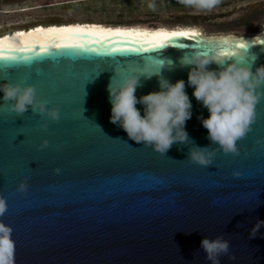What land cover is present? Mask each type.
Wrapping results in <instances>:
<instances>
[{
    "label": "water",
    "instance_id": "1",
    "mask_svg": "<svg viewBox=\"0 0 264 264\" xmlns=\"http://www.w3.org/2000/svg\"><path fill=\"white\" fill-rule=\"evenodd\" d=\"M155 27L102 28L200 35L177 37L164 47L145 44L150 50L138 52L113 51L139 48L131 43L136 36L103 39L84 33L72 42L85 49L46 53L39 51L49 44L44 32L0 39L6 55L22 58L0 59L7 82L26 80L35 86L38 101L60 108L58 121L30 109L17 118L11 104L0 100V195L8 204L0 220L13 229L14 264H212L200 248L203 237L230 243L219 264H264V100L252 130L238 141L239 156L218 152L213 165L201 167L187 160L183 144L163 156L131 140L110 121L108 92L112 78L115 83L129 74H143L138 98L158 90L153 74L161 72L173 83L183 79L193 106L186 130L195 144L209 146L198 119L209 113L192 96L189 68L181 62L193 51L214 56L224 50L237 53L226 61L239 58L254 71L264 65V26L255 37ZM240 43L247 47L238 48ZM33 45L36 52L15 51ZM157 61H164L163 69ZM44 140L49 145L41 148ZM235 171L242 176L234 177ZM23 180L28 189L21 193L17 186Z\"/></svg>",
    "mask_w": 264,
    "mask_h": 264
},
{
    "label": "clouds",
    "instance_id": "2",
    "mask_svg": "<svg viewBox=\"0 0 264 264\" xmlns=\"http://www.w3.org/2000/svg\"><path fill=\"white\" fill-rule=\"evenodd\" d=\"M157 62L163 69L164 61ZM213 63L217 65L215 69L210 67ZM181 66L189 68L187 85L193 88L192 96L209 113L207 118L198 117L207 129L209 146L195 144L186 130L193 107L186 82L181 79L173 83L161 72L153 74L158 79V90L139 98L135 93L141 86L140 77L143 74H129L115 83L112 78L108 85L111 123L121 127L131 140L143 143L163 156L174 144H183L188 147L187 160L201 167L213 165L218 152L239 156L238 141L252 130L257 106L264 100V65L255 67L253 71V64L243 63L239 58L229 62L221 52L205 56L193 51L183 58ZM5 68L0 66V81H4L0 83V100L10 103L12 112L22 116L30 109L51 121L60 119L58 106L49 107L48 102L38 101L35 86L26 80L7 82ZM137 104L142 108H137ZM43 127L46 130L47 124ZM48 145L49 141L44 140L41 148ZM55 171L59 173L60 170ZM233 176L240 178L242 173L235 171ZM27 189L26 180L17 186V191L21 193ZM7 209V200L0 195V217ZM12 231L11 226L0 220V264H14ZM200 248L212 264H219V257L228 254L230 243L222 237H203Z\"/></svg>",
    "mask_w": 264,
    "mask_h": 264
},
{
    "label": "flooded vegetation",
    "instance_id": "3",
    "mask_svg": "<svg viewBox=\"0 0 264 264\" xmlns=\"http://www.w3.org/2000/svg\"><path fill=\"white\" fill-rule=\"evenodd\" d=\"M166 1L169 0H0V16L4 17L0 20V38L15 36L22 30L24 34L74 26L155 29L159 27L148 26L149 15L163 13ZM186 1L200 4L207 0ZM36 27L39 29H33Z\"/></svg>",
    "mask_w": 264,
    "mask_h": 264
},
{
    "label": "rangeland",
    "instance_id": "4",
    "mask_svg": "<svg viewBox=\"0 0 264 264\" xmlns=\"http://www.w3.org/2000/svg\"><path fill=\"white\" fill-rule=\"evenodd\" d=\"M179 1H166L163 13H151L148 26L196 27L205 36L237 37L259 36L263 28L264 13L261 11H264V0H207L200 4ZM3 18L0 16V20Z\"/></svg>",
    "mask_w": 264,
    "mask_h": 264
},
{
    "label": "snow or ice",
    "instance_id": "5",
    "mask_svg": "<svg viewBox=\"0 0 264 264\" xmlns=\"http://www.w3.org/2000/svg\"><path fill=\"white\" fill-rule=\"evenodd\" d=\"M38 31V30H37ZM84 33H87L89 36L93 37H102L103 39H107L110 35L111 36H120V37H128V36H136L138 37L137 40L131 41V43H139V48H119V49H113V51H134L138 52L141 50H150L145 48V44H151L152 48L157 47H164L170 40L177 38V37H184V38H191L192 36H198L200 33L196 32H188V31H179V32H167L166 30H159L156 32H150V31H141L140 29H104L102 27L97 26H75V27H68V28H60V29H49L47 32L43 33V38L47 41H49V44L47 46L41 45L39 51L41 53L48 52L49 48H79V49H85L86 45L84 43H75L72 42L73 38L77 35H82ZM22 35V34H21ZM58 41H68L67 43H60ZM155 41V43H153ZM96 42H102L101 41H93V43ZM123 43H128V41H122ZM227 42V41H225ZM3 42H0L2 44ZM262 44H264V41H261ZM181 47H184V45H181ZM238 48L243 49L246 48L247 45L244 43H240L237 45ZM17 52H24V51H30V52H36L37 46L33 45L29 48H19L15 49ZM91 51L95 52L96 49L92 48ZM221 54L224 57H227L229 55H237L236 52H227L222 50ZM240 58L243 60V54H240ZM0 59H7L16 61L18 59H22L20 57H17L15 55H6L2 49H0ZM158 63V62H156ZM8 103H5L7 105ZM19 116H17L18 118ZM16 118V119H17Z\"/></svg>",
    "mask_w": 264,
    "mask_h": 264
},
{
    "label": "bare ground",
    "instance_id": "6",
    "mask_svg": "<svg viewBox=\"0 0 264 264\" xmlns=\"http://www.w3.org/2000/svg\"><path fill=\"white\" fill-rule=\"evenodd\" d=\"M75 27V26H74ZM97 27H100V26H97ZM66 28H68V27H66ZM58 29H60V28H58ZM48 30H38V31H34V32H30L29 34H36V32H47ZM25 35H27V33H24V34H22L21 35V33H18L17 35H15V36H11L12 38L13 37H19V36H25ZM11 37H3L4 39H7V38H11ZM1 39V38H0Z\"/></svg>",
    "mask_w": 264,
    "mask_h": 264
}]
</instances>
